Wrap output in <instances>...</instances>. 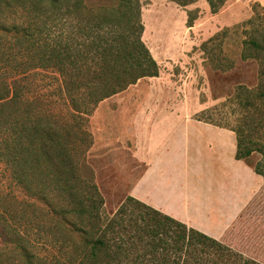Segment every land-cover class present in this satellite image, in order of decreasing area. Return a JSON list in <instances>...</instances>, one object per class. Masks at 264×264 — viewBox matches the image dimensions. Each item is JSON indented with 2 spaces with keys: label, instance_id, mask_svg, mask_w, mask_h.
I'll list each match as a JSON object with an SVG mask.
<instances>
[{
  "label": "trees",
  "instance_id": "trees-1",
  "mask_svg": "<svg viewBox=\"0 0 264 264\" xmlns=\"http://www.w3.org/2000/svg\"><path fill=\"white\" fill-rule=\"evenodd\" d=\"M115 1L0 0V144L7 150L0 154L13 164L17 182L42 202L26 201L29 214L21 204L9 211L0 201V264H260L131 195L113 216H104L98 186L81 180L78 152L91 145L82 123L104 99L160 72L143 40L140 0ZM207 1L217 12L228 0ZM233 29L240 59L258 61L263 79L264 5L255 3L251 16ZM230 31L226 27L201 44L214 69L235 67V59L220 57ZM49 73L59 80L55 88L72 124L43 115L40 95L25 98L33 89L29 78ZM238 90L247 105L239 125L199 119L233 130L236 158L250 164L255 152L264 154V137L255 133L264 121V81Z\"/></svg>",
  "mask_w": 264,
  "mask_h": 264
},
{
  "label": "rangeland",
  "instance_id": "rangeland-1",
  "mask_svg": "<svg viewBox=\"0 0 264 264\" xmlns=\"http://www.w3.org/2000/svg\"><path fill=\"white\" fill-rule=\"evenodd\" d=\"M140 3L145 26L143 40L159 64V75L141 78L126 90L104 99L82 123L90 133L87 142L91 145L85 152H78L79 174L83 178L80 179L98 186L104 199L102 214L109 217L130 195L132 183L146 167V162L139 160L138 155L142 146H146L149 125L152 127L157 120L169 130L175 121L165 118L166 113H186L239 125L247 105L238 88H256L264 81L258 61L240 59V37L233 29L251 16L255 3L264 5V0H228L217 12L212 11L207 0H194L186 5L174 0H140ZM88 4L112 6L116 1L88 0ZM191 18L194 21L190 26ZM226 27H231L230 39L220 57L235 59V67L222 71L212 67L201 44ZM28 82L33 84V89L26 92L25 98L40 95L43 115L56 116L59 123H74L68 119L67 106L55 88L59 84L55 74H39L30 77ZM252 115L256 120L262 118L259 113ZM255 133L264 137V121ZM81 143L86 141L81 140ZM0 151H7L2 143ZM6 157L0 154V201L4 198L9 211L20 210L22 206L30 214L32 209L25 207L26 201L36 199L30 196L25 185L17 182L13 164ZM249 163L253 168L264 170V154L255 152ZM36 203L42 204L40 200ZM55 203L60 205V201ZM15 221L14 224L24 228L21 222ZM72 221L78 222L73 212ZM223 243L264 264V188L230 228ZM35 250L40 255L47 252L41 245L35 246Z\"/></svg>",
  "mask_w": 264,
  "mask_h": 264
},
{
  "label": "crops",
  "instance_id": "crops-1",
  "mask_svg": "<svg viewBox=\"0 0 264 264\" xmlns=\"http://www.w3.org/2000/svg\"><path fill=\"white\" fill-rule=\"evenodd\" d=\"M164 116L175 125L166 130L156 120L155 130V123L147 127L138 155L146 167L130 195L223 242L264 188V176L236 158L233 130L192 114Z\"/></svg>",
  "mask_w": 264,
  "mask_h": 264
}]
</instances>
